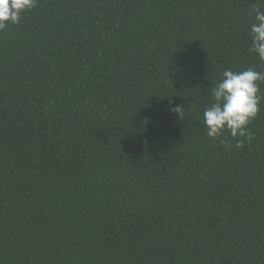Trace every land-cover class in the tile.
Listing matches in <instances>:
<instances>
[{"label":"trees","instance_id":"16d2710c","mask_svg":"<svg viewBox=\"0 0 264 264\" xmlns=\"http://www.w3.org/2000/svg\"><path fill=\"white\" fill-rule=\"evenodd\" d=\"M253 5L39 0L0 32V264H264V103L241 147L203 122L264 71Z\"/></svg>","mask_w":264,"mask_h":264},{"label":"clouds","instance_id":"9594fccd","mask_svg":"<svg viewBox=\"0 0 264 264\" xmlns=\"http://www.w3.org/2000/svg\"><path fill=\"white\" fill-rule=\"evenodd\" d=\"M38 3L39 0H0V32L9 25L19 24L23 15L36 8ZM249 15V51L264 63V7L253 5ZM261 84H264V71H257L254 66L222 72L221 78L211 89L212 102L203 112V122L211 140L215 141L228 133L236 140L235 146L241 147V138L252 139L248 126L262 110L264 93H261ZM170 111L181 118L184 115L183 106L173 107ZM220 143L225 148L230 146L225 139H221Z\"/></svg>","mask_w":264,"mask_h":264}]
</instances>
